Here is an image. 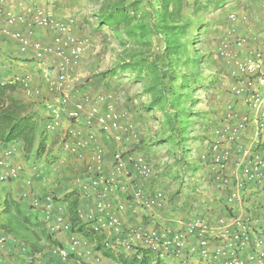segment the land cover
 I'll return each instance as SVG.
<instances>
[{
	"label": "crops",
	"instance_id": "0c3cea01",
	"mask_svg": "<svg viewBox=\"0 0 264 264\" xmlns=\"http://www.w3.org/2000/svg\"><path fill=\"white\" fill-rule=\"evenodd\" d=\"M75 11V5H68L65 7V17L73 18ZM74 31L76 33L75 28L73 33ZM42 36L43 31H39L38 37L44 42L47 41ZM256 48L264 51V46L260 44L254 45L253 49ZM52 67L51 61L37 62L31 51L20 53L12 43L0 44V82H6L17 76L29 79L31 92L26 94L17 87L12 92L11 98L22 107V116L34 117L39 129H45V125L50 121L51 110L57 103L56 96L47 91L44 79L46 73L55 75V69H51ZM75 68L76 66L74 70ZM74 70L72 76L79 78ZM236 73L237 71L235 75ZM101 85L102 83L94 81L93 85H84L80 89L90 94L110 92L105 88L102 90ZM237 86L236 79L231 87L237 88ZM232 96L225 99L224 108L228 117V106H231L237 118L228 120V124L237 126L240 124V118H246L247 121L240 128L238 138L228 140L227 135L222 133L223 124L220 129L210 133L212 134L210 141H220L221 147L228 153L229 160L225 169L234 183L246 178L245 171L254 169L256 159L264 160V130L258 132L256 125L259 114L264 108L251 109L242 95L237 97L233 94ZM262 105L264 107V91L262 92ZM126 106L128 104L124 106L121 103L117 105V109L138 126L139 138L136 142L124 144L123 149L141 153L155 172L153 177L147 180H128L123 175L118 177L115 175V187H109L104 191L106 200L125 204L126 209L121 218L124 230L153 231L176 227L183 230L184 225L192 218L199 217L206 223L218 226V229L232 228L239 221L252 237L258 238L264 235V218H262L260 208L264 204V195L262 197L258 195L257 190L260 187L256 182L248 185L242 204L234 207L227 205L226 192L213 182L212 168H202L196 161L195 166L198 170L191 174L188 169L194 167L183 162L175 163L174 157L167 153L165 145L155 144L157 135L150 132L148 120L139 117L138 114L133 115L128 112L127 108L131 106ZM140 113L144 116L142 112ZM60 119L58 128L45 132L46 148L39 157L35 155L37 138L34 149L32 148L27 153L20 142L0 144V154L8 148L15 150L9 163L22 162L24 165V171L16 180L2 179L4 171L0 170V237H6V242L0 245V264H61L55 249L65 244L66 233H52L48 224L43 220L45 212L43 209H33L32 202L35 199L42 201L43 197L49 194L53 197V205L48 213L50 222L58 216L66 222L85 225L87 227L84 226V229H87L90 228L92 220L90 210L98 200V195L104 186L101 185L98 190L85 193L81 190L80 180L98 175L104 179H110L114 175L111 157L122 147L110 141L104 134L97 132L95 142L88 149L71 152L66 145L68 144V140L65 139L67 131L79 127L85 133L88 128L81 122L75 124L66 120L63 115ZM82 138L84 139V136ZM96 147L106 153L99 163L94 158ZM204 149V145H199L195 149L196 154L184 160L194 163L197 153L200 154ZM128 169L131 167L128 166ZM196 180L200 182L195 184ZM156 192L162 193L165 197L163 207L160 209L144 207L141 202L152 197ZM136 193H140V200L135 199ZM224 207H226L225 211ZM80 214L83 218H80ZM72 230L91 246L99 247L98 251L104 250L103 253L100 251L101 261L91 264H122L121 259H130L129 255L132 256L134 253L125 249L123 234L114 235L100 231L86 237L77 232L75 228ZM228 243L229 238L215 237L211 240V249L215 248L225 253ZM106 244L107 248H105ZM186 244L190 251L191 248L196 247L197 241L192 237H187ZM189 251H186L184 256L177 261L170 259L161 264H218L216 261H204L197 254ZM106 252L108 256H105ZM246 256H248V250L243 253L242 257ZM65 264L85 263L71 256Z\"/></svg>",
	"mask_w": 264,
	"mask_h": 264
},
{
	"label": "built area",
	"instance_id": "2783aa9c",
	"mask_svg": "<svg viewBox=\"0 0 264 264\" xmlns=\"http://www.w3.org/2000/svg\"><path fill=\"white\" fill-rule=\"evenodd\" d=\"M12 1V4L10 3ZM0 0V44L12 43L20 53L31 51L37 62L51 61L55 69V75L45 74L47 91L56 96V106L51 110V117L45 125V131L51 132L59 127L61 116L66 120L78 124L83 123L88 128L84 133L79 127L69 129L65 134L68 140L67 148L71 152L88 149L96 140V133L104 134L110 141L122 147L112 155V168L114 175L110 179H104L101 175L89 176L80 180L81 190L85 193L91 190L102 188L90 214L92 216L91 226L87 228L91 233L106 231L110 234L125 236L124 247L133 251V255L139 259L137 249L145 250L153 255L159 262L166 260L181 259L188 246L186 238L192 237L197 241L191 253L208 262L216 261L218 264H264V235L252 237L244 230L241 222H236L232 228L218 229V226L202 221L199 217L192 218L184 229L163 228L162 230L144 231L141 229L124 230L121 218L125 212V204L122 202L112 203L105 199L104 191L107 188H114L116 183L115 175H123L128 180H147L154 175V169L149 161L136 151H126L124 144L138 141V126L128 120L116 107V97L111 92L90 94L78 89L79 78L72 76V71L79 61L81 52L88 42L87 39L80 41L73 34L75 19L60 18L53 12L52 8L39 5L40 1L31 0ZM19 8V9H18ZM19 11V12H17ZM231 32H234L233 25L237 22L247 23L248 17L245 14L237 16L229 15ZM39 31H43V38L38 37ZM264 38V32L260 34ZM233 45L236 48L245 46L246 38L233 36ZM264 46L263 43L260 44ZM237 88H233L235 96L242 95L247 106L251 109H262V92L264 91V51L252 49L245 58L237 61ZM26 77H12L1 85H14L21 88L26 94L31 92V86ZM74 84V86H72ZM228 117L224 123L222 133L227 135L228 140H234L240 135V128L247 121L240 118V124L231 126L228 120L236 119V114L228 106ZM256 122L257 131L264 130V109L259 114ZM84 136V139L82 138ZM210 158L213 173V181L221 190L226 192L227 205L234 207L242 204L244 195L249 184L256 182L264 187V160L256 159L254 169L245 171L246 178L243 181L232 183L231 177L227 174V163L229 155L221 147V142H212L210 145ZM15 154L14 148L1 151L0 170L4 173L2 179L16 180L24 171L22 162L9 163ZM105 151L95 149V160L99 163L105 156ZM206 154L202 153L201 159L205 160ZM128 166L131 169H128ZM104 189V190H103ZM140 193L135 194V199L140 200ZM165 197L160 192L141 204L146 208L160 209L165 203ZM53 205V197L49 194L42 199H35L32 208L43 209L45 217L43 220L48 224L52 233H66V242L63 246L55 249L61 264L73 256L85 264L99 262L102 259L101 252L88 244L83 237L73 232L71 223L64 221L62 217H55L49 221L48 213ZM39 208V209H38ZM47 214V216H46ZM80 218L83 216L80 214ZM221 224V221H220ZM85 226V225H84ZM87 227V226H85ZM81 234V233H80ZM82 235V234H81ZM83 236V235H82ZM229 238L227 252L211 249V240L215 237ZM6 242V237H0V245ZM24 245V244H23ZM107 244L105 248H107ZM248 250V256L242 257ZM189 251V252H190Z\"/></svg>",
	"mask_w": 264,
	"mask_h": 264
},
{
	"label": "trees",
	"instance_id": "16d2710c",
	"mask_svg": "<svg viewBox=\"0 0 264 264\" xmlns=\"http://www.w3.org/2000/svg\"><path fill=\"white\" fill-rule=\"evenodd\" d=\"M41 1L50 4L53 12L56 13L55 15L58 13H65V7L68 5H75V0ZM143 1L144 0H105V7L100 10L96 17L99 27H106L115 33V35L119 37L120 44L127 45L132 43L138 48L133 55L124 59L118 66L121 73L125 74L128 72L130 74H135L136 81L143 82V79H149V84L145 83L146 89L144 92L152 96V101L136 108L131 106V101H129L125 103L131 106L127 108V111H130L133 115L138 114L140 117V112H151L158 108L162 112L163 123H161L160 129H158V133L156 134L157 141L155 144L165 145L167 147V153L174 157L175 163L178 164L179 162H183L190 167H194L193 169H188L191 174L196 173L198 170L195 166L196 161L202 168L211 169L209 149L212 143L210 141L212 134L210 135V133L217 131L221 128V125L225 123L227 112L224 108V101L228 97H233V87L231 86L237 79V75H235L236 70H233L232 75L228 76V81L231 80V82L225 84V87L222 88L224 93L222 97L224 100L213 105L211 113L206 116L208 123L200 125L201 121L206 120H203L201 117L202 113L195 114L190 111L197 102L196 99L191 97V94L194 92L193 86L194 84L201 86L199 83L201 79L197 71L192 74V81H190L191 76L188 74L182 73L177 77H172L173 84L176 80L178 82V91L173 87L169 89L168 93H165L164 90L165 80L170 75L173 66L176 67L175 65H178L179 62H183L185 65H188L189 68H197L201 63L202 57L184 58V55L182 56V54H186L185 52H187V44L193 46L198 42L197 36H199L200 30H196L199 31V33L196 35L193 34L192 40L187 41L184 39L191 25L185 23L180 16L182 0H147L148 3H150L148 13L151 19L148 23H141L138 21L137 11ZM225 1L226 0H212L211 2L217 4L218 2L222 3ZM235 1L249 2L250 5H264V0ZM230 14H235L237 16L245 14L248 16V12L245 11L228 12L226 23L229 26L231 24L229 21ZM238 23L245 25L242 22H237L235 24ZM122 32L125 38L121 37ZM263 32L264 26L261 28V31L257 33L258 37L254 36V38H251L250 41H253L252 43L254 44L253 46L251 45L250 50L254 48V45H258L259 42L264 44V38L261 36L259 37V34ZM182 39L184 40L182 41ZM237 50L238 48L234 47L232 39V41H228L225 48L220 49V55L224 56L225 59L227 58L226 61L231 65L233 62L236 63L239 61L235 56V51ZM173 70L175 71L177 68ZM114 78H116L114 69L99 73L95 77L96 82L102 83L105 89L110 92ZM16 88L17 87L14 85L0 84V144L7 145L20 142L24 147V151L27 153L34 147L37 138L35 155L39 157L45 152L46 139L44 134L46 131L44 128H38V124L34 121V117L21 115L22 107L18 105L19 103L16 100L11 98V94ZM232 101L235 102L233 98ZM187 105L190 107L184 109ZM192 118L197 119L192 122ZM194 125H198L202 128L204 134H201L202 136L200 137H196L194 143H198L191 147L189 140L190 135L194 132ZM199 145H204V151L200 154L197 153L194 163L186 162L184 159H188L191 157L190 155L196 154L195 149H197ZM202 153L206 154L205 160L201 159ZM257 193L262 197L264 195V187L259 188ZM260 208L262 209V218H264V204H262ZM225 209L226 207H224V211ZM71 224L72 228H75L76 231L83 236L87 237L92 235L88 229H84V226L73 224L72 222ZM96 250H99V247H97ZM101 252L103 253L104 250ZM138 253L141 255V258L138 259L135 255L130 257V259H121L120 262L122 264H161V262L156 259L155 255L148 251L137 249V254ZM105 256H108L107 252Z\"/></svg>",
	"mask_w": 264,
	"mask_h": 264
},
{
	"label": "rangeland",
	"instance_id": "374dc122",
	"mask_svg": "<svg viewBox=\"0 0 264 264\" xmlns=\"http://www.w3.org/2000/svg\"><path fill=\"white\" fill-rule=\"evenodd\" d=\"M29 1L30 0H27V2ZM211 1L212 0H182L180 16L185 23L191 25L184 39L187 41L192 40V35L198 34L199 31L196 30H200L199 36H197L198 42H194L195 44L193 46L187 44V52H185L186 54H182V56L184 55V58L202 57V60L197 68H189L188 65L179 62L178 65H175L176 67L173 66L171 68V73L164 84L165 93H168L171 87L177 90L178 82L176 80L174 84L172 83L173 76L177 77L182 73L188 74L191 76L190 81H192V74L195 73V71L198 72L201 79L199 82L201 86L195 84L193 86L194 92L191 94V97L196 99L197 102L190 111L195 114L202 113L201 117L203 120H206L201 121L200 125L208 123L206 116L211 113L213 105L224 100L222 97L224 95L222 88L225 87V84L231 82V80L228 81V76L232 75L233 70L237 69V62H233V64L230 65L226 61L227 58L225 59L224 56L220 55V49L225 48L228 41L234 39L233 36L246 37L245 46L235 51V56L241 61L244 56L252 51L250 48L254 43L250 41L251 38H254V36L258 37L257 33H259L264 26V5L262 4L250 5L249 2H236L235 0H226L222 3H220V1L214 4ZM104 2L105 0H75L76 11L73 18L75 19L76 33L74 31L73 34L80 41L84 39L88 40L74 70L75 74L79 76L77 87L80 89V87L84 85H93V82H96L95 77L97 74L114 69L116 78H114L113 86L110 90L116 97V107L121 103L125 106V103L129 101H131V106L135 108L140 105L148 104L152 101V96L145 93L144 90L146 89L145 83L149 84V79H143V82L136 81L135 74H130L128 72L122 74L118 68L124 59L133 55L138 48L132 43L127 45L120 44L119 37H117L115 33L106 27L100 28L98 25L96 17L100 10L105 7ZM10 3L12 4V2ZM33 3L34 2H31V4ZM39 5L50 9L52 8L50 4L43 1H41ZM149 8L150 3L144 0L137 11L138 21L141 23H148L150 21L151 18L148 13ZM240 11L248 12V23L245 25H241V23L235 24V30L232 33L231 24L229 26L226 23V16L228 12ZM65 14L66 13H58L57 16L63 18ZM121 35L122 38H125L123 32ZM184 39H182V41ZM259 44H261V42ZM175 68H177V70L174 71L173 69ZM104 88L105 86L101 85V89L103 90ZM189 107L190 106L187 105L184 109H188ZM142 114L144 116L141 114L140 116L149 122V127L151 128L150 132L157 134L161 123H163L162 112L157 108L151 112H143ZM196 119L197 118H192L191 121H196ZM194 126V132L190 135L189 140L191 147L198 143H194V139L204 134L202 128L198 125ZM199 182V180H196L195 184Z\"/></svg>",
	"mask_w": 264,
	"mask_h": 264
}]
</instances>
